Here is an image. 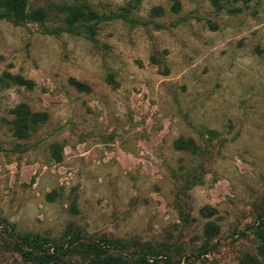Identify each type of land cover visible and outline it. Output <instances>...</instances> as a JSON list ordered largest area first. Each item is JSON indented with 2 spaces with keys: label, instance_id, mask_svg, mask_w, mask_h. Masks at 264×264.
Returning a JSON list of instances; mask_svg holds the SVG:
<instances>
[{
  "label": "rangeland",
  "instance_id": "374dc122",
  "mask_svg": "<svg viewBox=\"0 0 264 264\" xmlns=\"http://www.w3.org/2000/svg\"><path fill=\"white\" fill-rule=\"evenodd\" d=\"M36 9L0 8V264H264V0Z\"/></svg>",
  "mask_w": 264,
  "mask_h": 264
},
{
  "label": "trees",
  "instance_id": "16d2710c",
  "mask_svg": "<svg viewBox=\"0 0 264 264\" xmlns=\"http://www.w3.org/2000/svg\"><path fill=\"white\" fill-rule=\"evenodd\" d=\"M30 0H0V8L6 13L14 23H20L24 20L30 22L43 23L45 20V13L40 9L32 10L26 12V5ZM27 83V82H25ZM78 89H88L80 83L74 82ZM213 212H211L212 214ZM209 231V227H208ZM257 235L260 240V245L257 246V253L259 256L264 258V226L263 224L257 227ZM110 244H113L112 240H108ZM116 243V241L114 242ZM31 250L24 252V255L29 261L35 262L37 264H51L59 263L61 261L60 257L55 255L56 252H47L46 244L42 242L37 236L30 238L28 241ZM103 264H127L120 257H106ZM131 264H151L146 258H135ZM242 264H252L249 262H242Z\"/></svg>",
  "mask_w": 264,
  "mask_h": 264
}]
</instances>
